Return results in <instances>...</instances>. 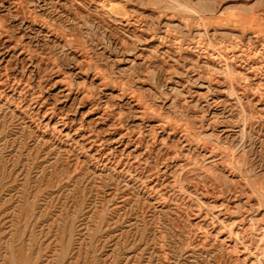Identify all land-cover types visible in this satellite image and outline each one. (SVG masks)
Here are the masks:
<instances>
[{
	"label": "rangeland",
	"instance_id": "obj_1",
	"mask_svg": "<svg viewBox=\"0 0 264 264\" xmlns=\"http://www.w3.org/2000/svg\"><path fill=\"white\" fill-rule=\"evenodd\" d=\"M0 264H264V0H0Z\"/></svg>",
	"mask_w": 264,
	"mask_h": 264
}]
</instances>
